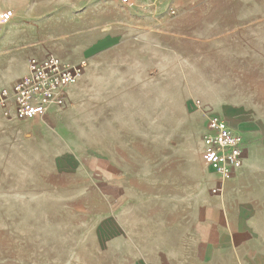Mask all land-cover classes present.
I'll return each instance as SVG.
<instances>
[{"label":"rangeland","instance_id":"obj_1","mask_svg":"<svg viewBox=\"0 0 264 264\" xmlns=\"http://www.w3.org/2000/svg\"><path fill=\"white\" fill-rule=\"evenodd\" d=\"M25 48L87 66L60 116L0 110V264H130L122 204L158 230L219 184L195 99L264 116V0H0V79Z\"/></svg>","mask_w":264,"mask_h":264},{"label":"crops","instance_id":"obj_2","mask_svg":"<svg viewBox=\"0 0 264 264\" xmlns=\"http://www.w3.org/2000/svg\"><path fill=\"white\" fill-rule=\"evenodd\" d=\"M106 41L95 42L89 53L101 49ZM27 48L19 71L1 77L0 88L27 75L32 58H28L32 50ZM62 60L78 63L74 58ZM80 78L66 87V105ZM61 108L53 106L47 113L34 115V118L58 117ZM232 115L238 124L232 128L243 136L245 159L244 164L223 182L220 193L211 190L212 193L204 194L201 202L194 199L189 208L168 213L169 217L158 230L152 228L148 212L141 216L130 214L128 206L123 204L116 210L111 220V239L113 243H122L118 249H133L128 257L130 264H155L151 247H164L157 251L162 255L161 264H264V116L240 107L234 109ZM210 171L217 184L219 176L212 166ZM137 248L149 250L138 253Z\"/></svg>","mask_w":264,"mask_h":264},{"label":"built area","instance_id":"obj_3","mask_svg":"<svg viewBox=\"0 0 264 264\" xmlns=\"http://www.w3.org/2000/svg\"><path fill=\"white\" fill-rule=\"evenodd\" d=\"M86 66L85 59L69 64L52 53L44 57L32 56L27 75L10 86L0 88V110L7 118L27 120L47 113L53 106L63 107L66 87L79 80ZM195 105L208 113L203 140L208 148L207 163L220 178L212 192L220 193L223 182L244 164L243 136L230 126L224 116L211 111L202 100L195 99Z\"/></svg>","mask_w":264,"mask_h":264}]
</instances>
